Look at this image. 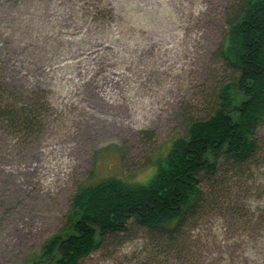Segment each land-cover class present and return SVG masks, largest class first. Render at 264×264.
I'll return each instance as SVG.
<instances>
[{
	"label": "rangeland",
	"instance_id": "374dc122",
	"mask_svg": "<svg viewBox=\"0 0 264 264\" xmlns=\"http://www.w3.org/2000/svg\"><path fill=\"white\" fill-rule=\"evenodd\" d=\"M231 1L0 0V264L39 256L80 185L147 183L185 121L210 112ZM24 110L30 129L7 115ZM258 158L242 176L218 170L231 208L199 221L185 264H264ZM166 259L128 229L80 264H175Z\"/></svg>",
	"mask_w": 264,
	"mask_h": 264
},
{
	"label": "trees",
	"instance_id": "16d2710c",
	"mask_svg": "<svg viewBox=\"0 0 264 264\" xmlns=\"http://www.w3.org/2000/svg\"><path fill=\"white\" fill-rule=\"evenodd\" d=\"M224 16L226 29L214 55L227 77L214 91L210 112L185 121L184 136L171 141L147 183L109 176L80 185L63 229L23 264H80L105 239L128 229L144 234L165 260L193 261L199 221L231 206L213 181L218 170L227 166L242 176L264 155L258 137L264 123V0H232ZM31 112L7 115L11 124L30 129L36 121Z\"/></svg>",
	"mask_w": 264,
	"mask_h": 264
}]
</instances>
